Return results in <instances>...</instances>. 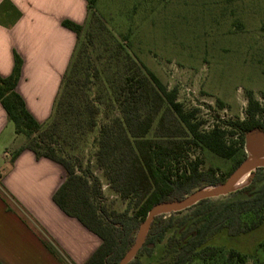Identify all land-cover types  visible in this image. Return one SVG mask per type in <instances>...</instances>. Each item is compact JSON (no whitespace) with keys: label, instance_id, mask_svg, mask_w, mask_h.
Instances as JSON below:
<instances>
[{"label":"trees","instance_id":"obj_1","mask_svg":"<svg viewBox=\"0 0 264 264\" xmlns=\"http://www.w3.org/2000/svg\"><path fill=\"white\" fill-rule=\"evenodd\" d=\"M96 1H86L87 18L105 30ZM62 25L75 34L76 44L45 123L35 120L15 90L22 63L17 55L11 73L0 76V105L15 135L25 139L11 161L29 150L59 164L65 177L53 202L100 239L82 264H118L151 208L180 200L193 189L218 185L241 163L246 136L264 135V102L248 92L244 119L217 120L202 129L197 109L185 111L176 100L177 89H167L133 54L125 42L130 31L117 37L112 33L106 44L96 47L83 24L63 20ZM99 50L106 57L96 64L91 56ZM83 137H91L93 146L86 161L63 149L67 138L86 142ZM193 145L234 163L221 176L213 167L202 170L199 157L187 158ZM95 170L124 202L122 210L107 204ZM39 238L62 264H73L48 239ZM260 251L264 253V166L255 167L244 184L226 194L154 216L126 264H142L143 258L156 264H248L249 258L264 264Z\"/></svg>","mask_w":264,"mask_h":264},{"label":"rangeland","instance_id":"obj_2","mask_svg":"<svg viewBox=\"0 0 264 264\" xmlns=\"http://www.w3.org/2000/svg\"><path fill=\"white\" fill-rule=\"evenodd\" d=\"M94 8L105 30L100 29L90 15L83 23V29L92 32L96 47L106 44L112 33L117 37L130 31L129 40L125 42L133 54L167 89H177L176 100L185 111L197 109L196 118L203 121L202 129H209L217 120L244 119L248 92L261 103L264 102V31L261 29L264 24V0H97ZM105 57L102 50L91 56L96 64ZM111 112H116V106ZM102 120L99 117V123ZM9 126L13 143L7 149L13 155L20 147L17 145L25 139L22 135H15L10 121ZM95 134L96 129L92 135ZM86 138V142L79 143L67 138L64 151L86 161L93 152L91 137ZM248 143L256 145L255 153L250 152ZM2 150L0 146V157ZM242 150V161L264 157V135L249 133ZM195 157L202 160V170L213 167L220 176L234 163L232 158L222 159L203 147L193 145L187 158ZM5 166L0 161V172ZM95 172L104 185L107 204L122 210L124 202L105 187L101 172ZM206 187L214 186L205 185L201 189ZM196 190L189 191L181 198ZM6 195L13 208L45 237L27 211L15 200L16 193L13 196L7 192ZM258 256L264 261L262 251ZM247 263L257 264L251 258ZM142 264L156 263L143 258ZM192 264L216 262L195 261Z\"/></svg>","mask_w":264,"mask_h":264},{"label":"crops","instance_id":"obj_3","mask_svg":"<svg viewBox=\"0 0 264 264\" xmlns=\"http://www.w3.org/2000/svg\"><path fill=\"white\" fill-rule=\"evenodd\" d=\"M86 1L0 0V76L11 73L17 55L22 63L15 90L41 124L52 112L76 44L75 34L62 21L83 24ZM9 127L0 105V161L6 165L0 172V262L62 264L41 242L39 237L44 236L13 208L8 192L13 196L16 193L15 200L69 262L82 264L100 239L53 202L52 195L65 177L64 169L47 158H36L29 150L21 151L11 161L12 153L7 148L13 143V134Z\"/></svg>","mask_w":264,"mask_h":264},{"label":"water","instance_id":"obj_4","mask_svg":"<svg viewBox=\"0 0 264 264\" xmlns=\"http://www.w3.org/2000/svg\"><path fill=\"white\" fill-rule=\"evenodd\" d=\"M247 147L251 153H255V150L257 148L254 143H248ZM247 166H253V168L264 166V159H260V158L245 159L228 175V177L222 183L215 185L214 187H216V189L213 191H204L203 189H198L180 200L161 203L151 208L147 212L145 219L142 221V223L138 228L134 243L132 244L131 248L126 252V254L121 258L118 264H126L128 261H130L133 258L137 250L140 248L144 240L147 228L154 216L181 210L204 198H212L226 194L227 192L231 191L228 190L230 184L238 176L240 171Z\"/></svg>","mask_w":264,"mask_h":264},{"label":"bare ground","instance_id":"obj_5","mask_svg":"<svg viewBox=\"0 0 264 264\" xmlns=\"http://www.w3.org/2000/svg\"><path fill=\"white\" fill-rule=\"evenodd\" d=\"M260 159H264V157H261ZM252 168H253V166H247L243 170H241L240 173L238 174V176L230 184L228 190L235 189L238 186H241L242 184H244V182L246 181V178L250 174ZM215 189H216V187H209V188L206 187L203 190L204 191H213Z\"/></svg>","mask_w":264,"mask_h":264}]
</instances>
